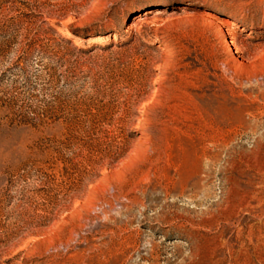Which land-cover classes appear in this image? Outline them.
<instances>
[{"label":"rangeland","instance_id":"rangeland-1","mask_svg":"<svg viewBox=\"0 0 264 264\" xmlns=\"http://www.w3.org/2000/svg\"><path fill=\"white\" fill-rule=\"evenodd\" d=\"M0 264H264V0H0Z\"/></svg>","mask_w":264,"mask_h":264},{"label":"trees","instance_id":"trees-1","mask_svg":"<svg viewBox=\"0 0 264 264\" xmlns=\"http://www.w3.org/2000/svg\"><path fill=\"white\" fill-rule=\"evenodd\" d=\"M150 48L155 51L157 50L153 47ZM75 50L79 55H89L92 52V50L84 49V48H76ZM46 56L48 59L56 61V63L54 64L55 66H52L51 68H47V70L49 71L48 77L51 78V80L58 79L61 82L71 85L73 83V81L71 80H73L74 78L76 79V77L79 74L76 68L75 67L73 68L72 66L71 67L68 66L65 58H58L57 55H53V54ZM63 68L65 69L64 71H60V72L58 71V70H62Z\"/></svg>","mask_w":264,"mask_h":264},{"label":"bare ground","instance_id":"bare-ground-1","mask_svg":"<svg viewBox=\"0 0 264 264\" xmlns=\"http://www.w3.org/2000/svg\"><path fill=\"white\" fill-rule=\"evenodd\" d=\"M154 11H156V10L148 9V10L144 11L132 23L141 24L144 21H146L147 19L149 20V18H150L149 15H153V16L155 15ZM153 16H151V17H153ZM222 21L223 22L219 21V25L221 26V28H220V36L224 35V29L222 28V26L224 25V23H228L230 20H228L227 18H223ZM60 33H61V35L65 36V37H69V38L73 37V34L70 31L66 30V29H60ZM115 37H117V35H114V38ZM88 41H89L90 45L102 44V43L105 42L104 40H102L100 38H91V39H88ZM226 42H227V46H231L234 43L232 39H227ZM158 48L166 49L167 52L171 51L170 47H165L164 48V47L160 46Z\"/></svg>","mask_w":264,"mask_h":264}]
</instances>
